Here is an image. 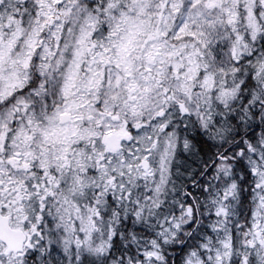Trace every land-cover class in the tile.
<instances>
[{
    "label": "snow or ice",
    "instance_id": "1",
    "mask_svg": "<svg viewBox=\"0 0 264 264\" xmlns=\"http://www.w3.org/2000/svg\"><path fill=\"white\" fill-rule=\"evenodd\" d=\"M0 264H264V0H0Z\"/></svg>",
    "mask_w": 264,
    "mask_h": 264
}]
</instances>
